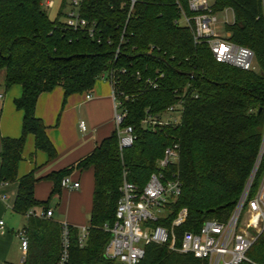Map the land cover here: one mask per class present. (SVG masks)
I'll return each instance as SVG.
<instances>
[{
  "label": "trees",
  "instance_id": "trees-1",
  "mask_svg": "<svg viewBox=\"0 0 264 264\" xmlns=\"http://www.w3.org/2000/svg\"><path fill=\"white\" fill-rule=\"evenodd\" d=\"M70 3L63 0L51 18L43 0H0V71L4 85L22 86L16 107L23 111L19 137L1 136L0 181L17 182L14 211L48 209L62 192L61 181L74 169H94L93 206L89 233L79 244V228L69 225V264H119L104 255L111 238L105 229L116 218L123 172L142 189L158 169L166 147L176 145L177 162L165 169L181 181L179 196L168 204V216L155 224L170 226L186 207V221L176 227L198 231L208 218L227 220L254 173L252 197L264 174V0H214V11L232 9L226 23L229 39L251 48L255 65L242 69L219 62L206 41L196 40L192 27L180 23L188 0H82L80 12L94 26V36L69 27L61 17ZM47 7V6H46ZM112 77L121 106L122 126H132L135 141L122 153L117 129L86 156L45 178L53 181L47 200L34 196L35 169L19 176L27 136L50 160L57 150L47 125L36 115L41 93L56 86L65 96L90 92L97 79ZM127 96V97H126ZM182 103L177 124L145 126L148 115L162 117ZM33 158V156H32ZM23 227L29 248L21 264H55L62 250L63 224L53 218L27 216ZM141 264H207L192 253H179L149 243ZM264 263V231L247 253ZM241 264H252L244 261Z\"/></svg>",
  "mask_w": 264,
  "mask_h": 264
},
{
  "label": "built area",
  "instance_id": "built-area-1",
  "mask_svg": "<svg viewBox=\"0 0 264 264\" xmlns=\"http://www.w3.org/2000/svg\"><path fill=\"white\" fill-rule=\"evenodd\" d=\"M81 1L71 0L65 22L71 28L84 29L94 36L93 24L80 12ZM45 2L48 7L53 4V0ZM134 2L135 0H131V7ZM188 4L192 14H188L181 8L180 23L192 27L196 40L206 41L217 61L247 70L254 66L255 54L251 48L231 41L230 33L223 37L215 31L213 25L218 21V17L210 0H188ZM228 9L222 11L227 14ZM226 23H228L227 18ZM108 80L113 89L114 121L119 139V150L122 153L133 145L136 136L132 126H122L126 110L121 106L119 94L112 83V77L109 76ZM87 97L91 98L92 94L89 93ZM166 114H170V116L164 118L165 114L162 117L148 115L143 119V124L151 128L158 125L177 124L182 115V103L169 107ZM80 127L82 130L86 129L84 121L80 122ZM178 159V147L176 145L166 147L163 156L158 160L157 171L151 174L142 189L129 181L126 171L123 172L115 221L110 225H105L111 238L105 247L104 255L121 264H141L145 257L146 245L156 243L167 246L174 252L192 253L197 258L205 259L207 264H241L244 261H250L252 264H264L251 261L247 255L249 249L264 231V174L252 197L249 196L252 181L247 183L235 209L225 221L208 218L198 231L185 230L180 240L177 238L175 229L186 221L188 216L186 207L179 210L170 226L155 224L158 220L168 216V204L176 199L181 192L180 179L175 175L168 176L165 173V169L177 162ZM8 183L0 181V185ZM61 184L62 187L75 189L80 186V181L74 180L71 175H66ZM0 196L2 199L7 198L6 194ZM163 211L165 213H162ZM53 213L52 208L29 210L27 216L52 218ZM62 224V250L55 264H69L70 262V228L69 224ZM3 230L4 221L0 220V232ZM79 231V244L83 246L89 230L88 227L82 226ZM18 236L21 241V249L26 255L29 238L23 228L18 230Z\"/></svg>",
  "mask_w": 264,
  "mask_h": 264
},
{
  "label": "crops",
  "instance_id": "crops-1",
  "mask_svg": "<svg viewBox=\"0 0 264 264\" xmlns=\"http://www.w3.org/2000/svg\"><path fill=\"white\" fill-rule=\"evenodd\" d=\"M1 76L0 137H19L22 132L23 111L16 107L14 101L21 96L22 86L14 84L5 89L4 75ZM89 93L92 94L91 98L87 97ZM89 93H73L66 97L63 87L56 86L51 91L41 93L37 100L36 115L47 125V134L56 147L57 156L50 160L45 151L36 148L35 136L29 134L18 175L23 176L35 169L38 180L34 196L38 200H47L53 188V181L45 176L86 156L116 129L111 82L106 77L99 78ZM81 121L86 124L85 130L80 127ZM70 175L74 180L80 181V186L75 189L63 187L61 194L50 200L49 208L53 209L54 220L80 228L90 223L94 169H74ZM17 190V182L0 185V195H7L6 199L0 196V220H3L5 214L10 215V219L5 221L4 233H0V264H21L26 256L21 249L19 225L15 219L16 214L25 216L26 225L28 217L13 209Z\"/></svg>",
  "mask_w": 264,
  "mask_h": 264
},
{
  "label": "rangeland",
  "instance_id": "rangeland-1",
  "mask_svg": "<svg viewBox=\"0 0 264 264\" xmlns=\"http://www.w3.org/2000/svg\"><path fill=\"white\" fill-rule=\"evenodd\" d=\"M46 0H43V3L45 2ZM62 2L63 0H53V4L52 6L50 7H46L45 8L48 10V13L50 15L51 18H55L59 11H60V8H61V5H62ZM68 3L71 2V0H67ZM211 3L214 2V0H210ZM46 3V2H45ZM69 6L70 5H67L66 8L64 9V14L62 15L61 19L62 20H65L66 19V13L67 11L69 10ZM217 17H218V21L213 25L215 31L218 33V35L220 36H226V34H228L227 30H226V18L228 19V23H232L233 20H234V14H233V11L232 9H228L227 10V14L224 12V11H218L217 12ZM256 63V62H255ZM254 63V65H255ZM4 72V70H1L0 71V77L2 78L1 74ZM110 82V81H109ZM6 89V88H5ZM170 114H165V117L164 118H167L169 117ZM262 148L264 149V142H263V146ZM262 149V151H263ZM263 154V153H262ZM254 177V176H253ZM3 186V185H1ZM40 208H38L37 210H39ZM162 213H165L164 211ZM10 215H4L3 216V221H4V225H5V221L6 219H10L9 217ZM16 222L18 223V230H21L23 227V225H25V222H26V217L23 216V215H19V214H16ZM17 227V226H16ZM85 227H89V225L85 226ZM17 231V230H16ZM0 233H4V230L3 232H0ZM20 241V240H19ZM20 243V242H19ZM119 263V262H118ZM121 264V263H119Z\"/></svg>",
  "mask_w": 264,
  "mask_h": 264
},
{
  "label": "water",
  "instance_id": "water-1",
  "mask_svg": "<svg viewBox=\"0 0 264 264\" xmlns=\"http://www.w3.org/2000/svg\"><path fill=\"white\" fill-rule=\"evenodd\" d=\"M261 153H263V152H261ZM253 176H254V173H253V175L251 176V178H250V180H249V182H248V184L252 181V179H253Z\"/></svg>",
  "mask_w": 264,
  "mask_h": 264
}]
</instances>
